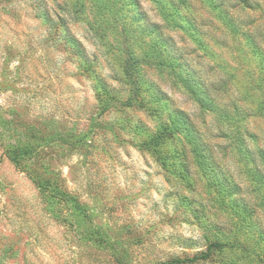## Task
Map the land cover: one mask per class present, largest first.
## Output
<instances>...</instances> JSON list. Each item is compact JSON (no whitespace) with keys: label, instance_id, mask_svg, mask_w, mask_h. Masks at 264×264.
Listing matches in <instances>:
<instances>
[{"label":"rangeland","instance_id":"rangeland-1","mask_svg":"<svg viewBox=\"0 0 264 264\" xmlns=\"http://www.w3.org/2000/svg\"><path fill=\"white\" fill-rule=\"evenodd\" d=\"M174 260L264 264V0H0V264Z\"/></svg>","mask_w":264,"mask_h":264},{"label":"trees","instance_id":"trees-1","mask_svg":"<svg viewBox=\"0 0 264 264\" xmlns=\"http://www.w3.org/2000/svg\"><path fill=\"white\" fill-rule=\"evenodd\" d=\"M157 100L158 101H162L163 99L162 98H158ZM198 102L202 106V108L205 109V110H209V111H213V112L217 111V108L211 103V101L207 100L204 97H200V98L198 97ZM170 114L173 117V121L172 122L174 123V125L180 128L182 126L181 123H180V121H181L180 119H181V116H182L181 112H179V111H170ZM184 131L187 134V139L188 140H191V139L194 138V133L193 132L187 130L186 128L184 129ZM28 149L29 148L24 149L21 146H10L6 150V155L8 156V158L12 162H14L17 165L18 159H20L22 157H25L26 156L25 154L27 153ZM46 183L47 182H45V184L43 185V188L47 191L49 189V186ZM56 187L57 186H53V188L50 189V190H53ZM225 247H227V244L220 243V242H213V243L209 244V246L207 247V251L204 253V255L202 257L206 258V257H208L210 252L215 251V250H219V249H223ZM183 262H184V260H174V261H171L170 263L171 264H181Z\"/></svg>","mask_w":264,"mask_h":264}]
</instances>
